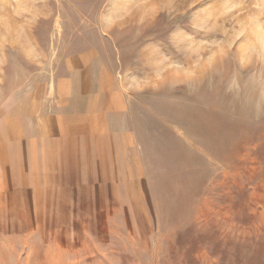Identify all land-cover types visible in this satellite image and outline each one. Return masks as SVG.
I'll list each match as a JSON object with an SVG mask.
<instances>
[{
	"label": "rangeland",
	"instance_id": "rangeland-1",
	"mask_svg": "<svg viewBox=\"0 0 264 264\" xmlns=\"http://www.w3.org/2000/svg\"><path fill=\"white\" fill-rule=\"evenodd\" d=\"M85 51L138 180L31 197L0 165V264H264V0H0L1 144L14 93Z\"/></svg>",
	"mask_w": 264,
	"mask_h": 264
},
{
	"label": "crops",
	"instance_id": "crops-1",
	"mask_svg": "<svg viewBox=\"0 0 264 264\" xmlns=\"http://www.w3.org/2000/svg\"><path fill=\"white\" fill-rule=\"evenodd\" d=\"M13 98L21 109L4 117L0 165L21 174L26 195L65 198L103 189L94 182L138 180L126 96L89 51L63 57Z\"/></svg>",
	"mask_w": 264,
	"mask_h": 264
}]
</instances>
